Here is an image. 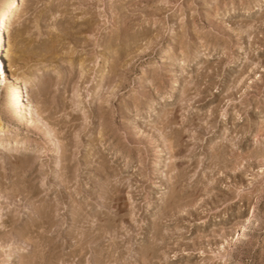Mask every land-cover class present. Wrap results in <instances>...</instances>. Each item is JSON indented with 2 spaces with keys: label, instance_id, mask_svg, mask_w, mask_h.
Masks as SVG:
<instances>
[{
  "label": "rangeland",
  "instance_id": "1",
  "mask_svg": "<svg viewBox=\"0 0 264 264\" xmlns=\"http://www.w3.org/2000/svg\"><path fill=\"white\" fill-rule=\"evenodd\" d=\"M19 2L0 264H264V0Z\"/></svg>",
  "mask_w": 264,
  "mask_h": 264
},
{
  "label": "bare ground",
  "instance_id": "2",
  "mask_svg": "<svg viewBox=\"0 0 264 264\" xmlns=\"http://www.w3.org/2000/svg\"><path fill=\"white\" fill-rule=\"evenodd\" d=\"M19 3H20L19 0H7L6 4L4 5V8L0 10V77L4 80H7V76L3 69V66H4L3 63L7 61L11 63L12 61V57H11L12 53L10 49L7 50V47H6L7 40L6 39H7V35H9L10 33L9 31L12 25L11 21L13 20L15 21V19H18L21 16L20 10L17 9ZM7 14L12 16L10 20L8 19L9 15H8V18L4 19L7 16ZM7 19L9 21H7ZM12 96L14 98L13 100L15 101V104L18 107L24 109L25 111V112H22L23 114L21 118L24 119L25 115H27L28 113H33L35 106L33 107L32 105L31 97H30V86L27 83V78L25 76L19 79L16 82V84L13 86ZM29 116H32V115H29ZM27 125L28 123L26 122L24 126L27 128ZM1 129H2V126L0 124V131Z\"/></svg>",
  "mask_w": 264,
  "mask_h": 264
},
{
  "label": "snow or ice",
  "instance_id": "3",
  "mask_svg": "<svg viewBox=\"0 0 264 264\" xmlns=\"http://www.w3.org/2000/svg\"><path fill=\"white\" fill-rule=\"evenodd\" d=\"M262 171H264V169H262Z\"/></svg>",
  "mask_w": 264,
  "mask_h": 264
}]
</instances>
